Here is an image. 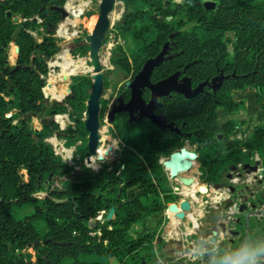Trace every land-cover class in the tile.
<instances>
[{"label": "trees", "instance_id": "trees-1", "mask_svg": "<svg viewBox=\"0 0 264 264\" xmlns=\"http://www.w3.org/2000/svg\"><path fill=\"white\" fill-rule=\"evenodd\" d=\"M216 1L217 9L207 11L203 0H121L127 11L116 28L128 34L135 47L128 53L118 45L113 65L134 77L171 43L179 55L156 68L152 82L181 72L195 88L220 72L236 77L226 80L219 91L206 89L194 99L172 94L160 100L163 106L156 113L165 115L181 135L149 121L130 124L127 114L118 115L114 125L126 145L119 163L97 178L85 167L55 187L57 177L71 172L47 142L58 125L44 119L43 129L37 130L33 120L45 112L52 117L65 114L68 107L81 114L89 98L81 85L73 87L65 103L47 105L44 93L48 61L61 42L56 29L62 16L53 8L63 7L66 0H0V264H110L105 260L163 246L154 233L134 239L129 231L144 214L163 212L167 203L176 201L159 160L170 158L186 141L198 144V161L208 184L222 183L224 171L244 163V157L258 156L264 162V126H255L246 141L231 140L242 123H221L218 116L219 109L228 114L244 110L245 102L235 100L232 93L249 87L256 90L264 112V0ZM75 8L81 15L83 7ZM41 30L39 42L33 33ZM227 33L235 37L232 54L225 42ZM12 44L20 50L14 64L9 59ZM144 99L150 100L149 92ZM71 131L78 139L89 135L80 119ZM134 188L138 193L129 199L128 191ZM154 196L163 199L148 205L145 200ZM26 205H33L35 212L15 218L13 209ZM113 206L115 220L91 227L92 220ZM31 247L38 250L36 262L24 253Z\"/></svg>", "mask_w": 264, "mask_h": 264}, {"label": "rangeland", "instance_id": "rangeland-1", "mask_svg": "<svg viewBox=\"0 0 264 264\" xmlns=\"http://www.w3.org/2000/svg\"><path fill=\"white\" fill-rule=\"evenodd\" d=\"M177 1V0H176ZM204 1H216V0H203ZM99 2L100 0H66V9L68 5H71V9H74V16L76 18H81L80 21H77L73 19V17L70 15L68 18H62L60 24L58 25V28L56 29V37L61 40L59 44V51L54 56L53 59L48 61L49 66H54V71H49L47 75V86L46 90H44L46 99H47V105H50L53 102H57L59 100L54 99L53 97V90L56 88H59L60 91H66L67 95L65 99H60V103H65V101L68 99L69 96L73 94V87L81 85L86 93V97L90 98L91 91H92V74L90 72V60H89V43L86 39L87 35L93 30L94 25L96 23L98 13H99ZM179 2H183V0H180ZM217 2V1H216ZM79 6H82L81 15L79 14L77 8ZM121 10V0H117L116 6L114 8V11L111 14V28L108 31L107 34V40L104 43V47L101 51V59L104 67V90L101 97V113H100V141L104 144L103 153L106 151L108 153L106 159L104 162L98 161L96 159L95 161L88 163L86 161L87 154L89 152L88 149V136L85 138H79L78 135H75L72 133L71 128L75 129L76 127V120L80 119V121L85 125L86 120V110L79 114L78 112H75L72 107H68V110L65 114L57 115L55 117H52L49 113L45 112L42 117L35 118L33 120V126L36 127L38 130H42V123L44 119L50 124L51 122H55L58 125V128L55 129L50 136V138L47 139V142L53 147L54 153L57 157L61 158L66 165L70 169V174L64 173L62 176L57 177L54 182L55 187H61L62 182L66 179H72L73 176L79 172L82 171L85 167L91 170V174L93 177H100L103 175V173L107 171H111L114 166L112 164L117 161V164L119 163V158L122 154L123 148L126 147L124 139L122 137V134L117 131L116 126L109 123L108 117L109 112L112 106L113 101L117 98V95L119 93V89L123 85L129 84V82L132 80L133 74L129 73L127 74L124 70L121 68L113 65L112 63V56H113V50L118 46L122 45L124 49L129 53L132 49L135 47V43L133 40L128 36V34H120L118 37L116 34H114V31L118 32V29L116 28V25L118 24L119 20V13ZM68 11V10H67ZM84 12V14H83ZM90 21V23H89ZM66 30L68 31L69 36L64 37L61 35V31ZM34 36L38 39V41H41V37L44 34L43 30H41L39 33L34 32ZM75 34V35H74ZM116 35V38H112V36ZM235 41V37H232L231 41L227 38H225V42L228 46V50L230 53H233V44ZM83 46L82 48H80ZM15 45L12 44L9 52V59L11 64H14L16 60V54H15ZM85 48V49H84ZM74 53H77L76 56H74ZM67 59H73V61H76L78 59L86 61V72H75L74 74L78 75L69 77L67 79V82H60L57 83L56 77L63 76L65 74V64ZM52 81V82H51ZM56 97V96H55ZM58 98V97H56ZM88 98V99H89ZM247 100V104H249L250 108V114L248 115V110L245 109L235 113L237 117H233L234 119H237L238 123L242 126H246V130L250 129V135L251 136L253 129L255 126H264V112L260 107V105L263 104V102H257L254 100L252 101L250 98L245 99ZM88 101V100H87ZM87 101H86V107H87ZM67 105V104H66ZM219 117L221 120L220 122H224V116L227 115L224 110H220ZM15 112H12L11 115H14ZM241 126V125H240ZM248 138L242 141H246ZM55 143H58L60 146L62 145L63 150H59ZM106 143H109L107 149H105ZM182 147H186L188 150L197 153L198 150V144L193 143L192 141H186ZM179 147L177 150H179ZM65 150V151H64ZM198 154V153H197ZM199 155V154H198ZM246 157H244L245 159ZM252 158V157H251ZM251 158H249L248 162H252ZM254 158H257L255 156ZM169 157L162 156L159 160V163L168 160ZM247 159V158H246ZM248 160V159H247ZM107 166H109L107 168ZM264 167V162L262 164ZM125 166H121V170H125ZM165 170V169H164ZM168 174V185L172 188L173 195L176 196V201L174 203H167L166 209L163 212L159 213H146L142 216L141 220L136 223L129 231V234L134 239H139L143 237L146 234L154 233L156 236L161 237L162 241L167 244L175 245L176 242H174L176 239H189V236L183 235V232L185 233H197V234H204L207 233L206 227H205V221L209 217H216L215 212L216 210L213 208H210L209 200L211 198V194L214 195V188L210 187L209 194L205 198L203 194H200L198 192V189L200 186H208V182L206 181V175L202 171L201 163L197 161L193 167V169L185 174L186 177L194 178L195 180V186L186 188L184 187L179 180H173L170 179L169 173L165 171ZM226 173H228V170H225L222 175V183H227V180L225 178ZM242 181H237L234 186H240ZM224 190H227V187L224 188ZM138 193V189L134 188L128 191L127 197L129 199H132L135 197V195ZM228 193V192H226ZM44 195L40 194L38 197L42 198ZM121 198V197H120ZM162 196H154L150 201L145 202L148 205H151L152 203L161 202ZM183 200H188L192 203V210L190 213H186L185 220H180L176 218L175 213L171 212L169 209V206L172 204H176L180 208V203ZM225 200V199H224ZM224 203L223 199H220V204L217 206L220 209H222V204ZM199 206L201 208H199ZM115 208V214L113 218L108 220V216L110 213L109 211H103L101 215L97 218L99 219L98 222L101 225H104L106 223H109L113 220H115L116 216V206H113ZM202 209V210H201ZM218 211V210H217ZM35 212V208L33 205H26L22 208H14L12 213L15 218L17 219H23L28 215H31ZM202 212V215H201ZM204 213V216H203ZM194 219L191 220V219ZM98 222L95 224L97 225ZM195 223H197L198 228L195 230L193 229L195 226ZM41 227L44 229V222L41 221ZM94 227V226H93ZM41 228V229H42ZM110 228V227H109ZM111 229V228H110ZM185 229V230H183ZM26 255L29 256V259L33 262H36L38 259V250L34 247H31L24 251ZM157 255L159 257H157ZM166 259V260H165ZM141 260H147L149 264H166L170 259H168V256L165 255V252H161V248H155L154 245L148 246L138 252V254L128 257V258H111L106 259L105 262L110 264H140ZM157 260V261H156ZM161 260V261H160ZM168 260V261H167ZM160 261V262H158ZM177 262V261H175ZM175 262H172L171 264H174Z\"/></svg>", "mask_w": 264, "mask_h": 264}, {"label": "water", "instance_id": "water-1", "mask_svg": "<svg viewBox=\"0 0 264 264\" xmlns=\"http://www.w3.org/2000/svg\"><path fill=\"white\" fill-rule=\"evenodd\" d=\"M117 0H100L99 13L94 25L93 30L87 35L86 39L89 43V60H90V72L92 74V91L90 98L87 101L86 108V120L85 127L88 135V149L86 161L91 163L98 159L100 162H104L108 153L100 151V113H101V97L104 90V67L101 59V51L104 47V43L107 40V34L111 28V14L114 11ZM7 4V2H5ZM203 6L207 11H214L217 9V3L215 1H205ZM54 10L58 11L62 18H68L70 16L66 9L63 7H54ZM125 14V13H124ZM11 17V13H8ZM17 23V19L14 20ZM178 33L171 36L173 38ZM171 43H166L161 52L154 58L148 59L142 70L135 75L132 80L127 84V88L130 90V99L128 102L124 101V96L121 95L117 102L113 105L109 112V123L112 124L115 117L121 113H127L129 115V123H139L143 120H148L151 124L163 131L169 130L172 133L180 134V130L174 125L169 123L168 119L163 114H156L157 108L163 106L160 99L170 97L172 94H178L185 97L186 100L194 99L200 94L204 93L205 89L212 90L213 92L219 91L226 80L235 79V74L225 75L223 72L214 77L210 81H205L193 87L192 80L188 76H182L181 72H177L166 79L158 82H152L151 78L156 68L160 67L165 61L171 60L177 57L179 54L173 51ZM20 50L15 48L16 57H18ZM54 66H49V71H54ZM45 90V89H44ZM150 92V100L146 102L144 100V93ZM45 93V92H44ZM57 102H61L60 100ZM11 117V114L8 115ZM38 130V129H37ZM109 143H106L105 149H107ZM199 155L195 152L188 150L186 147L176 150L170 155V158L161 162L165 171L169 173L170 179L179 180L184 187H192L195 184L194 178L186 177L185 174L191 171L198 161ZM261 161L256 160L252 165L245 163L244 165L237 166L232 165L229 168V174L227 185L230 191V197L224 202V211L226 212L223 223H219L221 232L230 235L232 238L228 240V244L218 242L220 236L219 230L212 232V238L210 240H203V243L198 247L199 260H192L189 263L184 261H177L174 264H212L213 260H218L222 254V250L227 245L231 247L232 251L239 250L248 245L250 233L252 232V225L254 223L259 224L264 220V181L260 174ZM236 176V177H235ZM245 176H251L252 182L247 184L243 180ZM242 181V189H238L234 186L235 181ZM244 181V182H243ZM210 187L215 189H223L225 186L222 183L208 184L206 186H200L198 192L200 194H208ZM263 187V189L261 188ZM260 188V189H259ZM122 190L120 189L119 198L121 197ZM57 203L66 202V200H56ZM171 212L175 213L176 218L185 220L186 213H190L192 210V203L188 200H183L180 203V208L176 204L169 206ZM115 214V208L110 209L108 220L113 218ZM99 219L91 221V227L95 226ZM238 226L240 230L236 228H229L228 225ZM245 228V239L243 244L238 243V240L242 237Z\"/></svg>", "mask_w": 264, "mask_h": 264}, {"label": "crops", "instance_id": "crops-1", "mask_svg": "<svg viewBox=\"0 0 264 264\" xmlns=\"http://www.w3.org/2000/svg\"><path fill=\"white\" fill-rule=\"evenodd\" d=\"M174 1L176 3H179L180 0H177V1L174 0ZM79 7H81V6H79ZM126 11H127V7H126L125 3L121 2V10H120V13H119V20L120 21L122 20V18L124 16V13ZM82 17H81V19H82ZM75 20H78V19H75ZM89 23H90V21H89ZM116 35L118 37L120 35V33L117 32ZM232 37H234L233 33H227L226 36H225V38L226 39L228 38L230 41H231ZM58 93H59V97L58 98L55 97L56 93L55 92L53 93V96H54L53 98L54 99L60 100V99H62V97H63V99H65V97L67 95V92L65 90L64 91H60L59 88H58ZM232 95H233L235 100L245 102L246 109L248 110V115L250 114V111L248 109V108H250V106H249V104H247V100H245V99L250 98L252 101L255 100L256 102L258 100L256 90L254 88H251V87H249V88H247L245 90H242V91H234L232 93ZM261 106L262 105H260V107ZM220 110H222V109L218 110V116H219V113L221 112ZM259 110H262V109L259 108ZM222 112H224V111L222 110ZM233 117H237V115H235V114H227L226 115L225 114V116H224L225 120H224L223 123H225L227 121H237V119H234ZM219 120H221L220 117H219ZM245 127L246 126H242V125L239 126L238 129L231 135L230 139L231 140H245L246 138H248V136L250 135V129L246 130ZM262 164H263V162H261V169H264ZM244 181H246V183L250 184V185H251V183H253L251 176H246ZM236 182L237 181H235L234 184ZM253 184H255V183H253ZM226 187H224V188H226ZM236 187L238 189H242L243 185L236 186ZM186 188H188V187H186ZM224 188L223 189H215L214 188L215 189L214 190L215 193H214V195L211 194V198L209 200V204L211 205L210 208H213V209L216 210V212H215L216 217H212V218L209 217L205 221V227H206L205 230L208 231L207 233H204V234H197V233L190 234V233L183 232V235L189 236V239H176L174 241V242H176V244L175 245H171V246L169 244H167L166 241L163 244V246H159V247L155 246V248L156 247L157 248H161V252H165V255L168 256V259H170L169 261L167 260L168 262L166 264H171L172 262L180 261V260L184 261L185 263H189L192 260H196V261L199 260L200 259L199 258V254H201L202 252L199 251L198 247L203 243V240H205V239L206 240H210L212 238V232L214 230H219L220 233H221L219 238H218V242L225 241L228 244V240L231 239L232 237L230 235H228V234L222 233L221 232V228L219 227V223H221V222L224 223L226 221V219H225L226 212L223 209L224 208V203L222 204V209H220V212H219V207H217L220 204V199H223V201H224V199H227V198L230 197V191L228 190V188H227V190H224ZM209 192H211L210 189H209ZM209 192H208V194H209ZM226 192H228V193H226ZM204 197L206 198L207 195H204ZM199 208H201V207L199 206ZM201 215H202V212H201ZM203 216H204V213H203ZM191 220L194 221L193 218ZM228 227L229 228H236L237 230H240V228L238 226L234 227L233 225H231V223L228 225ZM197 228H198V225H197V223H195V226H194L193 229L196 230ZM183 230H185V229H183ZM252 233H254L253 236H255V239L257 240L260 235L259 234L255 235L256 229H253ZM243 242H244V232H243L242 237L238 240V243H240V244H243ZM155 245H156V243H155ZM247 246L248 247H252V244L250 243ZM261 246H264V244H262ZM226 252H232L231 247L229 245H227L226 248L222 250V254H225ZM157 257H159V256L157 255ZM262 260H264V257L259 258V262H262ZM160 261H158V262H160ZM143 263L144 264H149V262L147 260H144ZM206 264H208V262Z\"/></svg>", "mask_w": 264, "mask_h": 264}, {"label": "flooded vegetation", "instance_id": "flooded-vegetation-1", "mask_svg": "<svg viewBox=\"0 0 264 264\" xmlns=\"http://www.w3.org/2000/svg\"><path fill=\"white\" fill-rule=\"evenodd\" d=\"M205 2V1H204ZM67 33V32H66ZM64 37H68V35H64ZM222 72H220V74H221ZM219 74V75H220ZM218 76V75H217ZM181 77H183V76H181ZM206 90V89H205ZM147 92H149V91H146L145 93H147ZM205 92V91H204ZM144 93V94H145ZM150 93V92H149ZM128 94H129V97H127L128 96ZM121 95H123L124 96V101L125 102H128L129 101V99H130V90L127 88V86L126 85H123L120 89H119V93H118V95H117V98L113 101V103H112V106H111V109H112V107H113V105L117 102V100H118V98L121 96ZM144 97V96H143ZM145 100V99H144ZM161 100V99H160ZM146 101V100H145ZM147 102V101H146ZM161 108V107H160ZM111 109H110V111H111ZM158 109V108H157ZM121 114H123V113H121ZM124 114H127V113H124ZM157 114V113H156ZM120 115V114H119ZM118 116V115H117ZM116 116V117H117ZM127 116H128V121H129V115L127 114ZM116 117H115V120H116ZM115 120H114V122H115ZM143 121H148V120H143ZM142 121V122H143ZM113 122V123H114ZM142 122H139V123H133V124H140V123H142ZM150 122V121H149ZM112 123V124H113ZM151 123V122H150ZM131 124V123H130ZM166 131V130H165ZM176 134V133H175ZM177 135H181V132H180V134H177ZM180 150V149H179ZM258 158V159H257ZM257 158H254V157H252L251 158V161L252 162H248L249 161V159L247 160L246 158L245 159H242L243 161H244V163H240L239 165H237V166H240V165H244L245 163H250V164H254L255 162H256V160H260L261 162H263L258 156H257ZM230 168V167H229ZM264 168V167H263ZM260 170H262V173L260 174V177L262 176V179H263V181H264V175H263V173H264V169H261V166H260ZM229 174V169H228V173H226V175H225V178H227V175ZM236 177V176H235ZM246 177V176H245ZM245 177L243 178V180H245ZM227 180V179H226ZM227 182L229 183V180H227ZM225 187L228 185L227 183H222ZM208 187V186H207ZM262 189H263V187H261ZM263 192H264V189L262 190ZM253 229H256V233H255V235L256 234H259L260 236L258 237V239L256 240L255 239V236H253L254 235V233H250V236H249V240H248V244H252V247L254 246H256V247H260L262 244H264V220H262L259 224H256V223H254L253 225H252V230ZM243 230V232H244V239H245V228H243L242 229Z\"/></svg>", "mask_w": 264, "mask_h": 264}, {"label": "clouds", "instance_id": "clouds-1", "mask_svg": "<svg viewBox=\"0 0 264 264\" xmlns=\"http://www.w3.org/2000/svg\"><path fill=\"white\" fill-rule=\"evenodd\" d=\"M264 257V246L248 247L239 250L226 252L212 264H259V258Z\"/></svg>", "mask_w": 264, "mask_h": 264}, {"label": "bare ground", "instance_id": "bare-ground-1", "mask_svg": "<svg viewBox=\"0 0 264 264\" xmlns=\"http://www.w3.org/2000/svg\"><path fill=\"white\" fill-rule=\"evenodd\" d=\"M67 9L69 10V12L71 13V15H72V13H73V15H74V9H71V5L69 4L68 5V7H67ZM61 34H62V36H64L65 34H66V30L64 31V30H62L61 31ZM85 62L86 61H84V60H81V59H78V60H76V61H73V59H67L66 60V64H65V74L63 75V76H60V77H56V81H57V83H60V82H67V79L71 76H73V74L75 73V72H81V73H85L86 72V64H85ZM75 76H78V75H76V74H74ZM52 82V81H51ZM56 93L55 94V96L56 97H59V93H58V88H56V89H54L53 90V93ZM100 144H101V147H100V151L99 152H101V151H103V149H104V144L102 143V141H100ZM55 146L60 150H63L62 148V145L60 146L58 143H55ZM65 151V150H64ZM195 186V184L192 186V187H194Z\"/></svg>", "mask_w": 264, "mask_h": 264}, {"label": "built area", "instance_id": "built-area-1", "mask_svg": "<svg viewBox=\"0 0 264 264\" xmlns=\"http://www.w3.org/2000/svg\"><path fill=\"white\" fill-rule=\"evenodd\" d=\"M68 10V9H67ZM68 12H69V10H68ZM69 14L71 15V13L69 12ZM84 14V13H83ZM72 17H73V19H77L74 15H73V13H72V15H71ZM115 33L114 34H116L117 33V31H114ZM113 34V36H112V38H116V35H114ZM46 96V95H45ZM258 159V158H257ZM242 165H240V167H241ZM262 177V176H261ZM228 199V198H227ZM227 199H225L224 200V202L227 200ZM259 264H264V260H262V262H259Z\"/></svg>", "mask_w": 264, "mask_h": 264}]
</instances>
